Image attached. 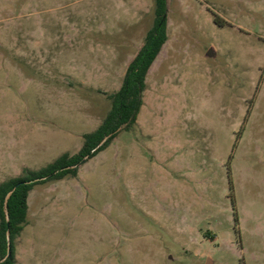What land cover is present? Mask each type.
<instances>
[{"label": "rangeland", "instance_id": "1", "mask_svg": "<svg viewBox=\"0 0 264 264\" xmlns=\"http://www.w3.org/2000/svg\"><path fill=\"white\" fill-rule=\"evenodd\" d=\"M154 20L0 0V182L79 153ZM167 36L137 123L30 192L17 264H264V0H167Z\"/></svg>", "mask_w": 264, "mask_h": 264}, {"label": "trees", "instance_id": "2", "mask_svg": "<svg viewBox=\"0 0 264 264\" xmlns=\"http://www.w3.org/2000/svg\"><path fill=\"white\" fill-rule=\"evenodd\" d=\"M167 40V0H155L154 25L128 66L121 88L110 96L111 110L96 131L84 136L79 153L74 156L64 154L40 171L26 169L24 177L0 182V262L7 255L8 240L12 250L11 256L0 264H17L15 241L27 223L28 198L34 187L68 176L77 177L79 164L106 150L123 127L129 130L137 123L143 107L147 75Z\"/></svg>", "mask_w": 264, "mask_h": 264}, {"label": "water", "instance_id": "3", "mask_svg": "<svg viewBox=\"0 0 264 264\" xmlns=\"http://www.w3.org/2000/svg\"><path fill=\"white\" fill-rule=\"evenodd\" d=\"M207 57H210V58H213V57H215V53H214V49H210L209 51H208V53H207ZM84 161H85V159H84ZM80 165H82V163L81 164H79L78 166H80ZM11 195V193L9 194V196ZM8 196V197H9ZM7 220H8V223H9V219L7 218ZM11 254H12V250H11V243H10V240H8V251H7V255H6V257L1 261V262H3L4 260H6V259H8L10 256H11ZM0 262V263H1Z\"/></svg>", "mask_w": 264, "mask_h": 264}]
</instances>
